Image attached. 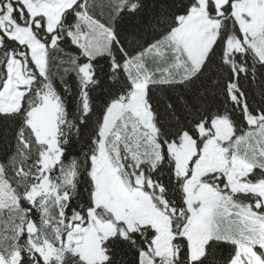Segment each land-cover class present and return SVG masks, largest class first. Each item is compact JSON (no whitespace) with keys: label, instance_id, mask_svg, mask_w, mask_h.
Segmentation results:
<instances>
[{"label":"snow or ice","instance_id":"1","mask_svg":"<svg viewBox=\"0 0 264 264\" xmlns=\"http://www.w3.org/2000/svg\"><path fill=\"white\" fill-rule=\"evenodd\" d=\"M0 264H264V0H0Z\"/></svg>","mask_w":264,"mask_h":264}]
</instances>
